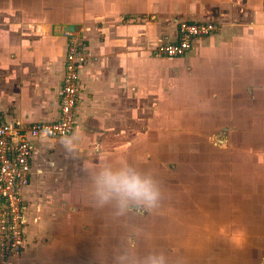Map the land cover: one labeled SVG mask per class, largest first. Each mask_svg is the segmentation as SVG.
<instances>
[{"label":"crops","instance_id":"crops-1","mask_svg":"<svg viewBox=\"0 0 264 264\" xmlns=\"http://www.w3.org/2000/svg\"><path fill=\"white\" fill-rule=\"evenodd\" d=\"M180 20L220 27L181 56L158 54ZM70 25L87 54L75 120L67 135L34 140L13 264H113L137 228L88 194L80 166L103 155L162 181L159 220L139 238L160 241L142 250L162 248L173 264H264V0H0V122L58 118L59 26Z\"/></svg>","mask_w":264,"mask_h":264},{"label":"built area","instance_id":"built-area-1","mask_svg":"<svg viewBox=\"0 0 264 264\" xmlns=\"http://www.w3.org/2000/svg\"><path fill=\"white\" fill-rule=\"evenodd\" d=\"M219 27L213 20H180L175 40L166 38L156 52L168 57L181 56L190 50L196 38L216 33ZM59 30L68 38V44L58 118L26 127L0 122V264H13L25 246L28 224L25 188L29 183L32 158L37 152L34 140L67 135L74 124L79 67L86 61L87 54L72 30L67 26H59Z\"/></svg>","mask_w":264,"mask_h":264},{"label":"clouds","instance_id":"clouds-1","mask_svg":"<svg viewBox=\"0 0 264 264\" xmlns=\"http://www.w3.org/2000/svg\"><path fill=\"white\" fill-rule=\"evenodd\" d=\"M80 170L84 173L83 182L94 205L99 209L111 208L115 218L132 211L152 213L161 206L162 181L150 169L126 159L114 162L103 155L96 163L83 162ZM139 235L140 230L125 235L113 254V264H173L162 248L142 250Z\"/></svg>","mask_w":264,"mask_h":264},{"label":"rangeland","instance_id":"rangeland-1","mask_svg":"<svg viewBox=\"0 0 264 264\" xmlns=\"http://www.w3.org/2000/svg\"><path fill=\"white\" fill-rule=\"evenodd\" d=\"M228 213H230V212H228ZM143 214H145L146 216H144ZM156 214L157 215L158 214L160 215L161 213H154V212H152V213H148V212H145V213H137V212L134 211L132 213H128L127 215H125L124 216V219H125V223H127L129 226H131V227H133L135 229L137 228V230H140V229H142V226L143 227L150 228L149 227V226H151L150 223H152L154 220H157L158 221L159 220V215L157 216ZM173 214L172 213H166V215H168V216L173 215ZM213 216H215V215H213ZM215 217L216 218L212 221V224H213L214 228L217 227V225H219V220H220L219 217H218V214H216ZM174 219H176V218H174ZM161 220H163V222H166V219H163L162 218ZM225 221H227L226 224H227V229H228V233H227L228 236L229 235H233L234 232H233L232 225H231L232 218L228 215L227 216V220H225ZM166 224H168V223L166 222ZM225 226L226 225H224V228H225ZM140 235L143 236V234H140ZM140 235H139V238L141 237ZM144 236H145V239H142V240L139 239V242L145 241V242H148V243H154V242H158V240L160 241V237H159L160 234L159 233H156V232H154L152 230L148 231ZM181 240L188 241L189 239L188 238L186 239V238H180L179 237L178 238V241H181ZM192 240L193 241H197L198 240V236L195 239H192ZM209 240L212 241L214 239H213V237H210ZM170 241H177V239H174L173 238V239H170Z\"/></svg>","mask_w":264,"mask_h":264},{"label":"water","instance_id":"water-1","mask_svg":"<svg viewBox=\"0 0 264 264\" xmlns=\"http://www.w3.org/2000/svg\"><path fill=\"white\" fill-rule=\"evenodd\" d=\"M4 27H6V25H4ZM72 28H73V27L70 25V26H69V29L71 30Z\"/></svg>","mask_w":264,"mask_h":264}]
</instances>
